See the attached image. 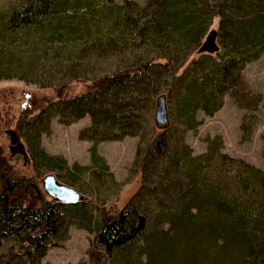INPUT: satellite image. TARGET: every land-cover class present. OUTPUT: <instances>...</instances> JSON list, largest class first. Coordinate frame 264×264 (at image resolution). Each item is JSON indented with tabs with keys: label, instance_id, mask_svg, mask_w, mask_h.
Returning <instances> with one entry per match:
<instances>
[{
	"label": "trees",
	"instance_id": "obj_1",
	"mask_svg": "<svg viewBox=\"0 0 264 264\" xmlns=\"http://www.w3.org/2000/svg\"><path fill=\"white\" fill-rule=\"evenodd\" d=\"M0 2V67L7 48L32 36L65 46L67 54L71 49L65 60L80 66H71V80L92 77L85 93H58L19 122L35 170L74 174L71 187L88 172L41 147L53 119L70 125L88 116L79 139L93 144L92 163L107 171L96 146L139 138L134 168L141 180L117 214L94 217L79 203L43 197L0 156V264H41L48 251L63 247L71 227L95 234L84 264H264V171L223 153L219 136L199 156L185 140L200 125L196 113L213 116L228 96L245 112L240 130L249 141L261 95L243 71L264 54V0ZM214 19L218 52L188 62ZM10 74L0 69V78ZM160 96L169 126L149 135ZM262 142L264 155V136Z\"/></svg>",
	"mask_w": 264,
	"mask_h": 264
},
{
	"label": "rangeland",
	"instance_id": "obj_2",
	"mask_svg": "<svg viewBox=\"0 0 264 264\" xmlns=\"http://www.w3.org/2000/svg\"><path fill=\"white\" fill-rule=\"evenodd\" d=\"M217 28L218 19H214L209 32L202 40L201 47L191 55L188 62L201 55H216L218 52L215 41ZM36 40L31 36L28 40L19 41L11 48H7V60H3L4 64L0 67V69L11 71L9 76H12V78L4 76L0 78V156L14 177L35 182L43 197L49 199L42 189L43 179L48 175L54 176L61 184L71 187L67 184L73 182L74 174L69 176L64 171L37 172L17 131V126L22 119L34 117L47 103L56 101L58 93L63 98L85 93L91 84L92 77L86 75L84 78L81 75L80 78L78 74L76 80H71V66L78 65L75 60L73 63L65 60L72 53L71 49H68L67 54V50L63 52L66 48L61 44ZM243 75L251 90L261 95L255 128L249 141L242 140L240 130L245 112L239 110L228 96L223 98L221 108L213 116H206L202 112L196 113V119L200 125L196 130L188 132L185 140L193 155L199 156L205 154L208 141L219 136L223 144V153L264 171L262 150L264 54L258 60L245 65ZM148 124L147 134L150 135L156 128L155 107ZM89 125L88 116L70 125L60 124L57 119H53L50 124V134L41 138V147L48 155L63 159L69 167L78 165L88 169V172L80 176L77 183L74 182L71 187L80 194L81 209L89 211L94 217L102 212L106 216H114L133 197L141 184L140 174L134 168L139 138L129 137L120 142L98 144L96 154L106 163L108 167L106 171L101 169V163H92L90 150L93 144L79 139L80 132ZM10 132H14L23 144L26 160L12 151ZM147 134L144 138L146 142L150 138ZM94 238L95 234L91 231L71 227L63 247L48 251L41 264L87 263L88 251L93 245Z\"/></svg>",
	"mask_w": 264,
	"mask_h": 264
},
{
	"label": "water",
	"instance_id": "obj_3",
	"mask_svg": "<svg viewBox=\"0 0 264 264\" xmlns=\"http://www.w3.org/2000/svg\"><path fill=\"white\" fill-rule=\"evenodd\" d=\"M155 125L158 129L163 130L169 126L168 112L166 108L165 97L160 96L156 100L155 105ZM11 146L13 152H17L24 160H26V152L19 138L14 132H10ZM43 192L51 200L63 205H75L81 202L80 194L75 189L61 184L54 176H46L42 181Z\"/></svg>",
	"mask_w": 264,
	"mask_h": 264
}]
</instances>
